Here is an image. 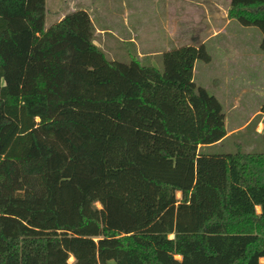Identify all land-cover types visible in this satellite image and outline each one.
<instances>
[{
	"label": "trees",
	"instance_id": "obj_1",
	"mask_svg": "<svg viewBox=\"0 0 264 264\" xmlns=\"http://www.w3.org/2000/svg\"><path fill=\"white\" fill-rule=\"evenodd\" d=\"M228 16L264 53V0H230ZM44 19L45 0H0V264H264V152L198 151L227 134L189 80L204 46L163 56L161 73L109 61L83 10ZM12 46L24 56L10 64ZM106 66L139 92L87 79ZM185 90L196 138L168 128L167 110L185 122Z\"/></svg>",
	"mask_w": 264,
	"mask_h": 264
},
{
	"label": "rangeland",
	"instance_id": "obj_2",
	"mask_svg": "<svg viewBox=\"0 0 264 264\" xmlns=\"http://www.w3.org/2000/svg\"><path fill=\"white\" fill-rule=\"evenodd\" d=\"M77 10H83L90 16L94 29V43L96 46L97 44L103 46L102 49L109 61L128 63L131 60H136L141 65L155 67L161 73L163 72L164 66L163 53H165L167 49H175L174 47L177 45H185V41L191 40L192 37H194L193 31H187L188 28L185 27V18H182V24L176 25V23H173L176 28L168 26L169 18L172 21L176 20L178 16L172 15L170 17L169 10H167L164 0H45L44 29L60 21L66 14ZM182 19L180 17V20ZM233 26L239 27L240 24L234 20L228 30H232ZM95 30H98V33L101 35L95 34ZM170 30L173 31V33H169ZM204 35H206V32L204 34L201 33V36L204 37ZM234 35L238 39L236 42H233L240 43L242 40H245L247 43L245 47L250 49L249 52H254L253 55H255V57H252V59L259 61L260 67L263 68L264 53L260 49V31L256 27H252L249 31H236ZM3 40H11V38L10 36H6ZM6 44H9V42ZM232 46L236 48L240 47L238 44H233ZM15 48L16 47L12 46L8 49L10 52L5 53V58H7V62L10 64L15 63L16 54H18V56L20 54L24 56L23 53ZM204 48L208 56L212 58V62L205 63L202 60H197L194 83L196 87L204 88L209 94L220 96L227 83L225 80L220 81V84L215 81V79L219 81L223 78L222 68L217 64L219 57L217 53L219 51L216 49L217 47L213 41H209L204 45ZM138 52H155L156 56L152 58L142 55L143 58H139L137 55ZM76 69L84 74L87 72L85 68L77 67ZM87 79H112L126 95H134L139 92L135 84L120 77L107 66L94 71L92 77ZM11 87L12 91H14V85H11ZM191 93L195 95L194 92ZM170 95L173 102L176 103L175 105L178 104L180 107L181 103H183L182 96L176 92ZM222 110L225 113V109ZM183 111V115L185 116V110L183 109ZM170 112L171 111L168 110L166 112L169 122L168 128L170 130L185 129V124L175 126L170 124V121L177 119V117L174 114H170ZM244 115L245 114H229L230 117H228L229 122L227 123V127L231 128L233 124L237 125L242 122L245 117ZM202 116L201 114V117ZM256 123L257 119L255 118L245 131L228 138L222 146H217L211 150H204L202 153L221 154L233 152L235 151L233 145H235V143H243L244 141L242 145L244 151H250L251 149L247 147L252 146L253 151L264 152L263 139H255L252 136ZM261 138L264 137L262 136ZM177 197L179 198V194H177ZM97 206L99 207V205ZM72 261L73 258H69L68 262L71 263ZM261 262H264V260L261 259Z\"/></svg>",
	"mask_w": 264,
	"mask_h": 264
},
{
	"label": "crops",
	"instance_id": "obj_3",
	"mask_svg": "<svg viewBox=\"0 0 264 264\" xmlns=\"http://www.w3.org/2000/svg\"><path fill=\"white\" fill-rule=\"evenodd\" d=\"M164 2H166L170 17L172 15L178 16L176 20L172 21L169 18L168 26L176 28L173 23H176V25L182 24V18H185V27L188 28L187 31H193L194 37H192L191 40L185 41V45H177L174 47L175 49L172 50L167 49L165 53H163V56L180 48H196L200 45H206L209 41H213L217 47L216 49L219 51L217 53L219 55L217 64L223 71L222 80L218 81L215 79V81L220 84V81L225 80L227 83L220 96L213 95L221 104L222 109H225L224 124L227 133L226 137L215 144L199 146L198 151L202 153L204 150H211L217 146H222L228 138L245 131L255 118L257 119V123L253 129L252 136L255 139L260 138L264 141V138H261L262 136L264 137V117L259 115L260 107L264 102V67L261 68L259 61L252 59V57H255V55H253L254 52H249L250 49L245 47L247 44L245 40H242L240 43H235L238 38L234 35L236 31H249L252 27L240 25L239 27L233 26L232 30H228L234 21V19L228 16L230 0H164ZM180 17L182 20H180ZM205 32L206 35H204V37L201 36V33L204 34ZM96 33L100 34L98 30H95V34ZM169 33H173V31L170 30ZM233 44H238L240 47H233ZM97 46L101 47V49L103 48L101 44H97ZM137 55L139 58H143L142 55L152 58L156 56L155 52H138ZM196 62L197 60L192 61L189 70V80L193 83L196 73ZM210 62H212V58L205 63ZM157 86L159 91H166V87L162 85ZM188 98L189 96L185 90L184 131L189 136L196 138L199 131V120L196 115H193L194 108L188 102ZM232 113L245 114V117L242 122L237 125L233 124L231 128H228V117H230L229 114ZM244 142L240 144L243 145ZM247 148L252 149L253 147L250 146ZM258 210L257 208V211Z\"/></svg>",
	"mask_w": 264,
	"mask_h": 264
}]
</instances>
